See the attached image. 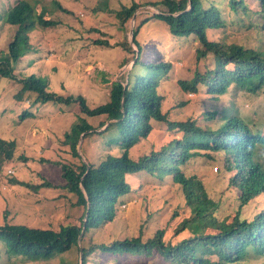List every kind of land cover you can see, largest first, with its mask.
<instances>
[{
	"label": "rangeland",
	"instance_id": "obj_1",
	"mask_svg": "<svg viewBox=\"0 0 264 264\" xmlns=\"http://www.w3.org/2000/svg\"><path fill=\"white\" fill-rule=\"evenodd\" d=\"M16 1L21 0H0V52L6 51L16 31L15 26L3 20L8 11L17 5ZM31 1L36 2L35 13L38 16H53V20L59 24L52 28L37 27L29 32L32 52L19 63L14 73L16 80L0 78V137L16 142L14 158L7 161L0 171V226L22 225L57 232L62 227L81 226L85 210L76 204L77 196L66 190L62 165L70 168L81 163L97 166L108 154H123L119 146L107 145V140H114L117 132L109 130L102 134L106 127H100L107 123L105 115L89 117L74 102L71 105L47 103L33 106L34 103L25 99L18 100L21 88L18 79L31 75L42 77L46 80L48 93L62 98L82 97L86 106L93 109L110 101L113 82L125 83L128 73L132 72L131 83L139 72L145 73V77L160 74L157 92L162 98L161 111L167 114L170 123L198 120L203 124L213 116V110H220L222 104L231 109L223 112L222 116L229 114L228 119L236 117L241 122L251 120L250 111L254 110L255 105L249 102L254 95L236 85L232 84L223 96L208 94L205 90L193 95L183 93L179 86L181 81H191L197 73L205 74L204 60L199 61L195 54L201 44L194 36H174L160 18L149 20L139 32L138 42L143 53L141 61L169 68H133L132 54H124L116 47L95 45L97 41H108L115 45L124 38V41L131 43L132 31L139 22L156 13L152 6L145 5L162 0H135L142 7L136 12V19L127 22L124 34L120 33V23L113 10L120 9L122 4L131 5V0ZM57 1H61L73 13L66 15L58 10L55 5ZM224 1L225 8L229 9L228 0ZM243 2L249 6L252 0ZM232 14V11L223 14L222 19L228 21ZM240 17L243 18L241 23L225 28L227 41L249 48L257 46L260 40L264 41V31L249 30L248 17L241 13ZM222 31H215L211 35L209 31L208 37L219 39L224 36L220 33ZM108 35L112 38H107ZM132 47L135 52L138 51L135 45L132 44ZM122 55L127 58L126 64ZM228 68L231 70L233 66L229 65ZM209 86L212 87L210 83ZM28 97L33 102L34 95ZM249 104L250 108L247 107ZM80 120H84L83 123L88 124L92 131L80 138L75 157L71 153L73 140L68 144L64 142L66 133L69 134ZM182 135L177 130L168 132L167 125L154 122V129L148 138L131 148L129 155L137 159L151 151L159 152L172 140L181 139ZM7 170H13L15 174H7ZM180 173L185 174L186 178L194 177L200 181L209 198L218 201L219 208L215 215L219 219L240 208V191L230 183L233 174L227 171L223 156H216L215 159L196 157L183 165ZM44 181L50 182L51 186H40ZM127 181L131 184L132 192L116 204L113 221L104 222L86 235L87 246L110 245L140 234L149 239L158 230H165V240L172 243L188 237L187 232L176 233V227L190 215V209L186 206L181 186L174 182L172 176L160 178L143 172L127 176ZM247 208L248 216L252 212L262 211L264 196L252 200ZM233 216L231 214L230 219ZM81 247L82 242L80 246L55 254L49 260L5 261L3 258L2 264H81ZM104 256L97 250L88 264H144L132 257ZM246 260L241 264H264V255L258 256L252 252ZM157 263L159 261H149L147 264Z\"/></svg>",
	"mask_w": 264,
	"mask_h": 264
},
{
	"label": "trees",
	"instance_id": "obj_2",
	"mask_svg": "<svg viewBox=\"0 0 264 264\" xmlns=\"http://www.w3.org/2000/svg\"><path fill=\"white\" fill-rule=\"evenodd\" d=\"M229 9L224 0H162L147 3L159 11L149 19H142L134 30L133 42L138 54L129 41H120L112 45L108 41H97L95 45L106 48H120L122 52L133 55V68L142 66L144 70L164 69L170 66L162 64H144L141 61V47L138 35L149 20L160 18L169 31L178 37L194 36L201 44L196 49L199 61L204 60V73H197L191 81H181L179 86L187 93H197L200 84L212 85L210 92L224 94L234 81L244 89L253 92L254 110L249 122H241L230 115L222 116L231 109L213 110V116L201 124L198 120L170 123L167 114L161 111L162 98L158 95L157 77H145L139 72L131 83L132 72L128 73L125 83L115 81L110 88V101L97 108L90 109L82 97H56L48 93L46 80L36 75L18 79L21 88L17 99H25L29 103L71 105L78 103L83 114L89 117H107L106 127L102 134L109 130L117 132L114 140H107V145H117L123 152L121 156L108 154L97 166L81 163L70 168L62 165V176L66 180V190L77 196L76 204L83 207L85 214L81 226L62 227L58 232L51 229L30 228L22 225L0 226V264L5 261L25 259L29 261L49 260L55 254L65 253L73 247H82L83 264H88L92 256L99 250L104 257H132L144 264L159 261L157 264H241L247 261L250 253L258 256L264 254V211L252 212L248 216L246 205L253 197L264 196V161L260 153H264V41L260 40L255 47L229 43L225 36V28L241 23L243 16L249 20L248 28L264 31V0H252L245 5L243 0H228ZM122 3V2H121ZM36 2L25 0L8 15L6 22L16 27L15 34L7 45L6 51L0 52V78L16 80L15 71L22 58L32 51L29 32L35 28H52L59 23L46 16L35 13ZM58 10L70 14L60 3L55 4ZM107 6V4H105ZM141 4L131 0V5L122 4L115 11L124 34L126 24L141 8ZM232 11L228 21L222 19ZM111 12V10H108ZM47 14V13H46ZM223 29L224 36L211 39L210 35ZM210 35L208 37V32ZM107 38H112L107 36ZM210 38V39H209ZM123 56V55H122ZM123 63L127 58L123 56ZM232 65L233 69L228 66ZM30 94L34 95L31 102ZM217 100V99H216ZM249 104V108H250ZM263 106V107H262ZM263 113V114H262ZM217 120V121H214ZM79 121L65 135V142L71 143V153L76 157V148L80 138L92 131L88 124ZM110 122V123H109ZM154 122L167 125L168 132H182L181 139L172 140L161 151L133 159L129 150L141 140L147 139L154 129ZM199 122V124L197 123ZM16 142L0 137V171L4 164L14 158ZM201 152H214L204 155ZM215 159L223 156L227 171L234 173L231 184L241 192V206L232 213L219 219L215 212L219 208L218 201L209 198L200 181L194 177L186 178L180 173L183 165L196 157ZM148 173L153 177L163 178L174 175V181L182 188L186 206L190 215L185 217L176 227V233L187 232L188 237L177 243L165 240L166 231L158 230L153 237H136L115 241L110 245L87 246L86 235L104 222L113 221L116 215V204L132 192L127 176ZM40 186L50 187L48 181ZM234 214L230 219V215ZM84 231L83 237L81 232Z\"/></svg>",
	"mask_w": 264,
	"mask_h": 264
},
{
	"label": "clouds",
	"instance_id": "obj_3",
	"mask_svg": "<svg viewBox=\"0 0 264 264\" xmlns=\"http://www.w3.org/2000/svg\"><path fill=\"white\" fill-rule=\"evenodd\" d=\"M22 1H25V0H21V1H16L17 2V5L16 6H18V4H19V2H22ZM58 3H60L61 5H62V7L64 8V9H66L67 11H69V12H71V13H73V11L71 10V9H68L67 7H65V4H63L61 1H57ZM56 2V3H57ZM16 6H14L13 8H11L9 11H8V13H10L13 9H15L16 8ZM142 7V6H141ZM153 9L155 10V12L156 13H159V11L157 10V9H155L154 7H153ZM8 13L6 14V15H8ZM70 13V14H71ZM69 14V15H70ZM148 14H152V13H148ZM67 15V14H66ZM153 15V14H152ZM50 19H52L53 18V16H51V17H49ZM133 18L134 19H136V13L134 14V16H133ZM132 18V19H133ZM132 35H134V30L132 31ZM131 44V46H132V44L133 45H135L134 44V42H133V36H132V42L130 43ZM134 50V49H133ZM196 51V50H195ZM32 52V51H31ZM31 52L29 53V54H31ZM29 54H27L26 56L28 57V55ZM137 54H138V51H137ZM143 55V53H141V56ZM26 56H24L25 58H26ZM24 57L22 58V60L24 59ZM133 64H134V62H133ZM160 79V78H159ZM159 79H158V81H159ZM185 82H188V81H185ZM236 85V86H238L237 84H236V82L234 81L233 83H231V85ZM231 85L229 86V87H231ZM228 87V88H229ZM238 87H240V86H238ZM241 88V87H240ZM244 89V88H243ZM205 90V92L206 93H208V94H211V92H210V90H211V86H209V85H206V84H200L199 86H198V92L197 93H201V92H203ZM228 90V89H227ZM226 90V91H227ZM245 90H247L248 92H251V93H253L252 92V90H250V89H245ZM183 93H187V92H184L183 91ZM197 93H187L186 95H193V94H197ZM226 93V92H225ZM224 93V94H225ZM213 94H215V93H213ZM224 94H222V95H220V94H218V95H220V96H223ZM215 99H217V98H215ZM28 102V101H27ZM248 108H249V106H247ZM227 107H224V104H222V106H221V108H219L220 109V111H222V109H226ZM29 113V112H28ZM238 119V118H237ZM108 125H106V127H107ZM260 157H262V161H264V153H260ZM9 171H12L11 173H9ZM234 173H236V172H234ZM234 173H232L233 175H234ZM7 174H15L14 173V171L13 170H7ZM169 176H172V178H173V180H174V175H169ZM157 177V176H156ZM175 182V181H174ZM233 185V184H232ZM235 186V185H234ZM235 188H236V186H235ZM240 191V190H239ZM240 198H241V192H240ZM255 198H257V197H253L252 199H250L249 201H248V206H250V204H251V202H252V200H254ZM240 200V202H242V199H239ZM247 205H246V208H247ZM262 211H264V209L262 210ZM261 212V211H260ZM262 255H264V254H262Z\"/></svg>",
	"mask_w": 264,
	"mask_h": 264
},
{
	"label": "water",
	"instance_id": "obj_4",
	"mask_svg": "<svg viewBox=\"0 0 264 264\" xmlns=\"http://www.w3.org/2000/svg\"><path fill=\"white\" fill-rule=\"evenodd\" d=\"M83 232H84V231L81 232V237H80V239H79V242L81 241V239H82V237H83V234H84ZM82 262H83V254L81 253V264H83Z\"/></svg>",
	"mask_w": 264,
	"mask_h": 264
},
{
	"label": "built area",
	"instance_id": "obj_5",
	"mask_svg": "<svg viewBox=\"0 0 264 264\" xmlns=\"http://www.w3.org/2000/svg\"><path fill=\"white\" fill-rule=\"evenodd\" d=\"M12 171H9V173H11Z\"/></svg>",
	"mask_w": 264,
	"mask_h": 264
}]
</instances>
